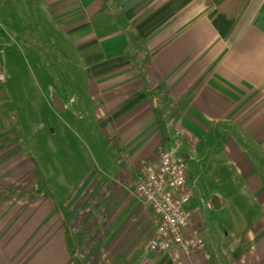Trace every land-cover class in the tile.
<instances>
[{
  "label": "crops",
  "instance_id": "crops-1",
  "mask_svg": "<svg viewBox=\"0 0 264 264\" xmlns=\"http://www.w3.org/2000/svg\"><path fill=\"white\" fill-rule=\"evenodd\" d=\"M42 2L67 44L64 60L76 51L92 106L85 124L97 128L94 147L104 157L64 199L51 188L28 200L36 163L11 161L0 141V264H172L149 250L153 218L134 190L142 161L160 146L184 155L192 190L201 175L216 179L202 188L215 208L232 184L249 204L246 214L257 213L236 247L218 249L192 195L188 232L198 231L206 250L184 253V263L264 264V0H246L234 17L206 0ZM56 98L57 111L79 113L69 97ZM68 126L52 136L62 131L66 140ZM67 149L71 155L69 141ZM52 152L56 176L57 143ZM93 178L98 192L89 203L83 190Z\"/></svg>",
  "mask_w": 264,
  "mask_h": 264
},
{
  "label": "rangeland",
  "instance_id": "rangeland-1",
  "mask_svg": "<svg viewBox=\"0 0 264 264\" xmlns=\"http://www.w3.org/2000/svg\"><path fill=\"white\" fill-rule=\"evenodd\" d=\"M39 2L0 0V40L6 73L0 102V126L3 127L0 141L9 149L11 161L23 156L26 166L36 163L32 171H38V179L35 186L27 191L28 200L38 193H48L51 188L57 191L61 200L67 196L70 186L78 185L84 170L96 173L101 170L99 161L104 157V150L94 147L99 143L96 142L99 137L97 128L89 120L85 124L89 118L87 111L89 113L92 106L86 98L84 72L77 66L76 51L69 54L71 60H64L67 48L64 37L56 35L48 19L47 6L42 0ZM61 94L69 97V108L79 113L57 111L55 97ZM81 114L85 115L84 119L80 118ZM64 121L69 125L66 128L67 139H64L62 131L59 136H52V130L59 128ZM68 141L71 143V155L68 149L64 153ZM55 143L62 151V156L58 154L60 163L56 176L50 174L56 167L52 152ZM95 184L96 179L93 178L83 190V198H88L89 203L97 198ZM216 185L215 178L201 175L193 190L191 204L203 220V226L211 230L210 235L217 248L229 251L237 246L246 226L255 222L257 213L246 214L245 208L249 204L240 196V189L232 184L227 187L224 206L215 208L209 203L212 195L204 194V190L207 192L209 187Z\"/></svg>",
  "mask_w": 264,
  "mask_h": 264
},
{
  "label": "built area",
  "instance_id": "built-area-1",
  "mask_svg": "<svg viewBox=\"0 0 264 264\" xmlns=\"http://www.w3.org/2000/svg\"><path fill=\"white\" fill-rule=\"evenodd\" d=\"M0 40V96L6 83ZM135 193L151 210L153 224L148 237L152 253L167 255L172 264H185L183 254L204 253L203 236L188 232L193 213L186 208L193 190L188 181L186 160L178 148L160 146L156 155L141 163Z\"/></svg>",
  "mask_w": 264,
  "mask_h": 264
},
{
  "label": "trees",
  "instance_id": "trees-1",
  "mask_svg": "<svg viewBox=\"0 0 264 264\" xmlns=\"http://www.w3.org/2000/svg\"><path fill=\"white\" fill-rule=\"evenodd\" d=\"M245 2L246 0H206V3L208 5H215L229 17L238 15L242 10Z\"/></svg>",
  "mask_w": 264,
  "mask_h": 264
},
{
  "label": "water",
  "instance_id": "water-1",
  "mask_svg": "<svg viewBox=\"0 0 264 264\" xmlns=\"http://www.w3.org/2000/svg\"><path fill=\"white\" fill-rule=\"evenodd\" d=\"M56 105H59V100L55 97ZM215 207H218V205H215Z\"/></svg>",
  "mask_w": 264,
  "mask_h": 264
}]
</instances>
